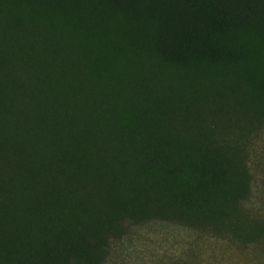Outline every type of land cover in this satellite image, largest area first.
I'll return each mask as SVG.
<instances>
[{"label": "trees", "instance_id": "obj_1", "mask_svg": "<svg viewBox=\"0 0 264 264\" xmlns=\"http://www.w3.org/2000/svg\"><path fill=\"white\" fill-rule=\"evenodd\" d=\"M264 0H0V264H104L152 221L253 244Z\"/></svg>", "mask_w": 264, "mask_h": 264}, {"label": "rangeland", "instance_id": "obj_2", "mask_svg": "<svg viewBox=\"0 0 264 264\" xmlns=\"http://www.w3.org/2000/svg\"><path fill=\"white\" fill-rule=\"evenodd\" d=\"M248 145L253 184L246 213L264 219V123ZM104 264H264V239L249 244L182 224L152 221L113 240Z\"/></svg>", "mask_w": 264, "mask_h": 264}]
</instances>
